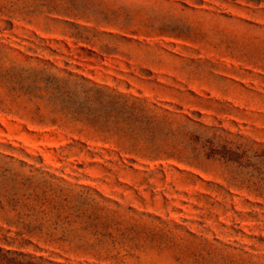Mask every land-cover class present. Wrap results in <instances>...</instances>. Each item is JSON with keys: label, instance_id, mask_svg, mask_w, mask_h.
Returning <instances> with one entry per match:
<instances>
[{"label": "rangeland", "instance_id": "374dc122", "mask_svg": "<svg viewBox=\"0 0 264 264\" xmlns=\"http://www.w3.org/2000/svg\"><path fill=\"white\" fill-rule=\"evenodd\" d=\"M0 264H264V0H0Z\"/></svg>", "mask_w": 264, "mask_h": 264}]
</instances>
